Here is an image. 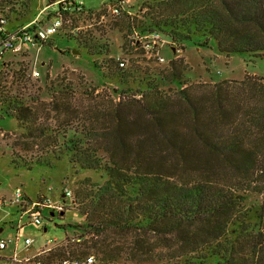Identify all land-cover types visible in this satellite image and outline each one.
<instances>
[{
  "label": "trees",
  "instance_id": "16d2710c",
  "mask_svg": "<svg viewBox=\"0 0 264 264\" xmlns=\"http://www.w3.org/2000/svg\"><path fill=\"white\" fill-rule=\"evenodd\" d=\"M56 1L34 28L83 10L82 0ZM5 3L1 0L0 7ZM16 3L8 2L7 7ZM156 4L158 24L166 27L171 40L202 38V45L213 40L222 54L264 56V0H160ZM1 19L7 28L11 20L2 8ZM84 47L89 50L88 45ZM7 53L0 55V65ZM177 65V60L171 62L173 81L182 76ZM124 98L129 110L116 107L103 137L92 133L95 146H105L109 163L102 165L96 148L76 145L75 151L70 149L75 152L71 162L87 170L103 167L108 175L101 185L79 186L76 195L86 225L78 240L87 248L99 249L92 243L94 237L109 231L130 233L132 250L149 252L154 239L160 240L175 248L168 259L179 264L181 259L186 264H264V82L248 76L235 88L221 82L212 87L188 86L173 95L152 89L141 99ZM9 106L14 113L6 112V116L15 118L29 133L32 109L16 100L9 101ZM132 106L139 109L138 119ZM142 122L146 128L140 126ZM139 127L142 133L131 136ZM38 138L53 141L48 154H62L55 151L56 136L40 131ZM198 160L211 161L213 175L181 179L179 171L191 175L187 167ZM219 171L233 172V179L213 178ZM250 189L263 196L257 223L252 225L241 211L242 194ZM72 201L75 206L74 194ZM62 218L59 215L58 221ZM106 248L101 253L110 262L123 258L122 247Z\"/></svg>",
  "mask_w": 264,
  "mask_h": 264
},
{
  "label": "rangeland",
  "instance_id": "374dc122",
  "mask_svg": "<svg viewBox=\"0 0 264 264\" xmlns=\"http://www.w3.org/2000/svg\"><path fill=\"white\" fill-rule=\"evenodd\" d=\"M6 1L16 3L15 0ZM53 1L24 0L10 7L5 3L0 9L8 13L11 20L6 29L14 32L16 27H26L33 21L43 22L45 9L51 10L55 5ZM82 1V11L63 15L61 32L40 48L7 53L0 65V226L3 222L23 224L20 236L22 240L25 237L34 240L31 250L57 239L50 251L38 256L45 264H61L77 255L81 260L94 256L97 264H179L168 259L175 248L156 239L149 252L132 250L130 233L121 235L109 231L94 237L92 243H97L99 249L87 248L83 240H78L83 225H86L80 212V198L76 195L79 186L89 189L91 184L101 185L108 175L103 167L87 170L80 163L71 162L75 152L70 149L75 151L76 145L96 148L102 165H105L109 163L108 154L103 150L105 146H95L92 133L103 137V131L112 120L110 114L116 107L129 110L123 104L127 99L124 97L141 99L142 94L152 89L173 95L174 91L188 86L212 87L221 82L235 88L248 76L264 82V56L222 54L213 40L209 45H202V38L171 40L165 32L166 27L158 24L160 15L156 3L160 0ZM181 31L188 34L184 29ZM153 35L159 36L157 46L148 49L149 44H155ZM84 45H88L89 50ZM175 60L182 76L173 81L171 62ZM121 62L125 63L124 67L120 66ZM35 71L40 73L38 77L34 76ZM231 91L236 93L234 89ZM13 100L32 109L34 114L30 116L31 124L28 123L31 131H28L35 137L28 135L15 118L6 116V112L14 113L9 106V101ZM130 108L138 119L139 109ZM143 125L144 122L140 124ZM40 131L56 136L58 148L55 147V151H62L60 156L47 153L54 148L53 141L38 138ZM138 132L142 133V128L138 131L134 128L130 135H139ZM187 169L193 173L185 175L180 170L179 174L184 176L181 179L191 181L215 171L213 163L205 160L191 161ZM233 175L231 171H219V176L213 178L230 182ZM16 188L32 201L38 196L61 201L66 190H70L78 201L75 206L65 207L64 216L60 215L63 220L58 221L56 216L50 222L46 213L44 225L37 226L31 222L29 214H22L18 205L10 204ZM242 197V213L251 225L257 223L256 213L260 211L263 196L250 189L243 192ZM2 202L7 204L5 210ZM58 225L64 226L66 231ZM67 225L79 226V229H70ZM8 230L0 235L7 238L10 231L15 234L10 227ZM104 246L108 251L122 247L123 258L110 262L104 252L101 253ZM135 254L138 256H133ZM180 262L186 264L184 259Z\"/></svg>",
  "mask_w": 264,
  "mask_h": 264
},
{
  "label": "built area",
  "instance_id": "2783aa9c",
  "mask_svg": "<svg viewBox=\"0 0 264 264\" xmlns=\"http://www.w3.org/2000/svg\"><path fill=\"white\" fill-rule=\"evenodd\" d=\"M55 3H59L57 0ZM82 4V2H80ZM48 8L45 9V11ZM115 12H118L116 10ZM36 21L30 23L26 27H22L19 29H15L14 32L9 35H5L6 29V21L4 19L0 20V55L3 53H20L25 48L30 47H39L41 43L47 42L51 37L58 34L63 27L62 18H55L52 20L51 24L44 27H33ZM152 39L155 41L154 45H150L147 47L148 49H152L154 46H157L156 40L159 39L158 35H153ZM121 67L125 66L124 62L120 63ZM40 73L37 71L34 72V76H39ZM72 192L70 190H66L63 195V201H54L47 196H39L35 201H29L26 198V195L20 188L15 189L14 198L11 200L10 204L18 205L19 209L22 210L23 214H29L31 222L35 223L38 226L44 225V219L46 213L49 214L47 216L48 220H52L53 217L51 215L59 216L65 213V207L68 205H72ZM8 242L6 240L0 241V249H5L7 247ZM25 247L29 249L33 244V240L25 239L24 241ZM44 252V251H43ZM41 255V254H40ZM32 256L26 258L23 262L19 259V257L14 254L12 257V261L15 264H45L42 260L38 259V256ZM95 258L94 256L86 257L81 260L80 258H72L65 259L61 264H94Z\"/></svg>",
  "mask_w": 264,
  "mask_h": 264
},
{
  "label": "crops",
  "instance_id": "0c3cea01",
  "mask_svg": "<svg viewBox=\"0 0 264 264\" xmlns=\"http://www.w3.org/2000/svg\"><path fill=\"white\" fill-rule=\"evenodd\" d=\"M26 198L29 199L30 202L32 201L30 199V197H28V195H26ZM63 200L64 199L62 196L61 201H63ZM56 201H60V200H56ZM5 207H7V204H4L2 202V209L5 210ZM22 214H23V212H22ZM51 216L53 217V219L56 217V216L54 217L53 215H51ZM63 216H64V214H63ZM21 219H22V217H21ZM8 226L11 228V230H15V234L10 231L7 235V238L0 235V241L6 240L8 242L7 247L5 249H0V254H1L0 255V264H15L12 261V257L14 254H16L22 262L28 257H32V256L34 257L36 255L44 254V253L50 251L51 246L53 244H55V242L57 241V239L54 240V242H50V240H49L46 243L40 244L36 249L31 250V248L34 247L35 242L32 238L25 237V239L33 240V244L31 245V247L29 249H27L25 247V244H24L25 239L22 240L21 236H20V231H21V228L23 227V224H17V225L10 224L9 225L8 223L3 222L2 226H0V233H2V234L5 233L9 228ZM44 231H46V226H45ZM59 241H62V240H59ZM21 264H24V263H21Z\"/></svg>",
  "mask_w": 264,
  "mask_h": 264
}]
</instances>
